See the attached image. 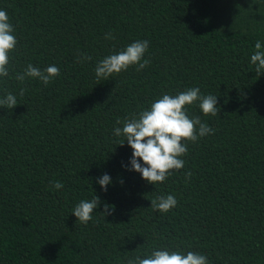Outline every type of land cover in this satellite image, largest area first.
Masks as SVG:
<instances>
[{
	"label": "trees",
	"instance_id": "1",
	"mask_svg": "<svg viewBox=\"0 0 264 264\" xmlns=\"http://www.w3.org/2000/svg\"><path fill=\"white\" fill-rule=\"evenodd\" d=\"M0 10L18 41L0 78V97L18 102L0 108V264H127L157 249L264 264V74L251 63L257 40L264 49V0H0ZM136 40L149 42V65L97 81V62ZM82 54L91 60L78 63ZM29 63L60 75L21 84ZM191 87L218 97L215 117L188 109L214 133L151 185L128 170L117 120ZM95 195L93 220L77 222L74 207ZM167 195L177 206L154 211Z\"/></svg>",
	"mask_w": 264,
	"mask_h": 264
},
{
	"label": "clouds",
	"instance_id": "2",
	"mask_svg": "<svg viewBox=\"0 0 264 264\" xmlns=\"http://www.w3.org/2000/svg\"><path fill=\"white\" fill-rule=\"evenodd\" d=\"M105 39H114V36L110 32ZM17 43L7 12L0 10V78L9 77L10 55L16 50ZM148 49L147 40H136L123 50L104 57L95 66L96 80L107 81L132 67L138 72L145 69L150 63V59H145ZM85 60H91V57L82 54L77 62L82 63ZM251 63L255 65L256 74H264V49L259 40L255 42ZM59 75L60 70L55 65L41 70L29 63L22 73L16 74L15 79L21 84L27 79H38L44 86H48ZM26 91L27 89L22 87L19 95L23 97ZM217 99V96L211 94H201L198 87H191L176 95L163 94L150 108L141 110L138 114L133 113L124 121L118 119L117 124L122 123L123 127H116L114 135L124 137L120 146L127 142L132 149L131 167L128 170L139 173L147 183L156 186L183 169V157L188 154V144H195L199 139L214 133L211 127L201 122L199 116L190 117L188 109L198 106L205 117H215L220 112ZM17 104V97L11 92H6L0 97V108L12 110ZM191 176V172L185 173L186 180ZM97 183L102 190L107 191L111 178L104 174L97 178ZM52 187L59 190L64 185L57 181ZM100 203L96 195L91 200H81L74 207L72 215L76 217L77 222L87 225L93 220V214ZM177 204L178 201L173 195L158 196L151 201L152 209L162 214H167ZM113 210L114 206L104 204V212L100 214L106 217L111 215ZM127 264H209V260L205 255L194 251L185 254L180 250L157 249L144 258L137 255L134 259H128Z\"/></svg>",
	"mask_w": 264,
	"mask_h": 264
}]
</instances>
